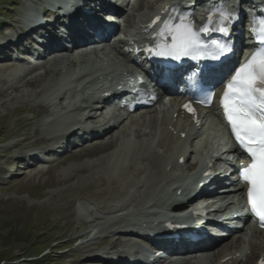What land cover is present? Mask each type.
Segmentation results:
<instances>
[{
    "label": "rangeland",
    "instance_id": "rangeland-1",
    "mask_svg": "<svg viewBox=\"0 0 264 264\" xmlns=\"http://www.w3.org/2000/svg\"><path fill=\"white\" fill-rule=\"evenodd\" d=\"M26 1L0 0V43L4 36L16 31L13 26L20 18L21 7L23 10L28 6L29 0ZM160 1L151 0L149 8L133 14L136 18L145 17ZM109 53V57L100 55L98 60L104 65L118 66L121 60L117 54ZM53 61V69L47 65L35 69L20 63L13 71V63H0V264H98L95 255L88 252L106 241H103L104 234L94 228L105 220L114 219L117 215L113 212L121 209L120 204L127 203L122 208L130 205L129 198L113 202L111 197L121 190L119 175L120 180L135 160L132 157L133 162L115 172L112 167L130 142L135 143L139 138L134 131L141 130L144 134L145 128L138 123V127L130 131L134 139L132 134L125 137L121 134L123 131H118L114 137L86 143L71 153L52 157L50 162L21 168L26 166L19 160L25 155L22 149L30 148L42 138L52 143L56 137L51 133L57 122L77 115L72 101L81 96L76 92L80 74L74 71L86 61L78 65ZM8 65L11 69H1ZM29 82H33L32 86ZM82 96L91 98L92 94ZM49 104L54 108L52 111ZM146 138H139L138 142ZM110 144L111 150L100 151ZM8 172L16 177L6 179ZM171 176L174 178L168 173L169 180ZM92 220L100 222L92 223ZM120 235L104 239L108 240L104 249L109 250L114 244L119 248L121 240L126 238ZM250 242L261 244V239L252 238Z\"/></svg>",
    "mask_w": 264,
    "mask_h": 264
},
{
    "label": "snow or ice",
    "instance_id": "snow-or-ice-1",
    "mask_svg": "<svg viewBox=\"0 0 264 264\" xmlns=\"http://www.w3.org/2000/svg\"><path fill=\"white\" fill-rule=\"evenodd\" d=\"M224 15L221 13L222 17ZM159 20L157 17L153 23ZM261 24L264 42V21ZM161 38H164L163 47H159L155 55L165 59L195 58L200 53L210 51L211 58L215 60L231 51L229 46L218 41L213 42L214 47H206L200 41L194 25L183 18L179 25H169L165 21L156 39ZM220 83L224 85L220 100L223 115L235 140L250 159L248 166L240 170L241 179L248 185V205L264 226V48L233 69ZM213 96L214 91H209L205 99L199 102L210 105ZM184 107L195 115L190 105Z\"/></svg>",
    "mask_w": 264,
    "mask_h": 264
},
{
    "label": "bare ground",
    "instance_id": "bare-ground-1",
    "mask_svg": "<svg viewBox=\"0 0 264 264\" xmlns=\"http://www.w3.org/2000/svg\"><path fill=\"white\" fill-rule=\"evenodd\" d=\"M117 11L119 14L124 12V11H121L119 9H117ZM125 22L131 26L132 21H131L130 15L126 16ZM131 27H133V26H131ZM87 54H89L88 51H79V48H77L76 52L74 51L72 53L65 52L62 54H57V56H55V58H53V59L55 61H61L62 60V62L67 61L68 63L78 65V64H82L86 61V57H87L86 55ZM1 69H11V66H9V65L4 66ZM52 69H47V71L49 72ZM32 83L33 82H29L28 84L32 86ZM34 83H37V81ZM144 113H147L151 117L149 120V124L148 123L146 124L145 122H143V124H140V121L138 120L137 114L131 116L132 121L138 120V122H136V121L135 122H136V124L138 123V125L140 124L142 126V128L144 126L148 125L149 128L151 129V134H153V132H156L160 128V134L162 135L161 136L162 139L160 140V142L165 141V149H164L162 154L159 153L158 151L154 150V149L144 150V151L140 152V150L142 149V147L145 143V140L138 142L139 138L144 139L147 137L146 139H149V138H151V136L146 131L144 132L143 135L141 134V130L136 129L134 131V133L135 134L137 133L139 136V138H137L138 143L134 146L133 152H132V157L134 158L133 160H135V161H134L133 165H131L127 168V170L124 172V177L122 176V178H120V180H119V177H120V175H119L118 182L120 184L119 186H121V190H120L119 194H116L115 196L111 197L113 199V202L114 201H116V202L122 201L125 198L126 199L129 198V200L128 199L127 200L130 201L129 202L130 204L135 203V204L139 205L141 203V201H143V200H141V198L138 199V192L142 188H143L144 192L146 193L145 199H144V201H145L152 193V191H150V190H154L155 187L161 188L162 185H164L165 183L168 184L169 182L174 181L175 178L177 177V175L173 174L175 178H173L171 176V178L169 180L168 173L166 172V166L168 165V159L174 155L173 152H174V150H176L175 143H176V139L179 137V135H177V133H174V132L172 133L171 131L168 130V128H165V127L169 126L168 125L169 121H168L167 116H163L162 118H160L158 116V117H155L153 119L152 115L153 114L156 115V111L150 110V111H145ZM99 117H100V115L93 114V115H91L90 120L97 121ZM123 123L124 122H121V123L116 122V124L112 128V130L110 132H106L104 134V136L101 138H105L109 134L113 136L114 134L119 133L118 131H123L121 133L122 136L128 137V135H130V131L127 130V128H125V127L122 128ZM122 129H124V130H122ZM165 135H166V137H165ZM96 139L99 140L100 138L95 137L94 140L96 141ZM94 140H93V142H95ZM111 146L112 145L110 144L108 147H101L100 151L111 150L113 148ZM151 146H152V142L150 143V146L148 148H150ZM175 157L178 158L179 155H175ZM176 166L177 165H175L173 167H176ZM145 174H149V175L145 176ZM169 175H170V173H169ZM142 179L144 181H147L146 184H144L142 182ZM151 185H153V188L151 187ZM145 186H149L148 191H146ZM134 193L135 194L137 193V195H135ZM118 204H120V203H118ZM125 204H127V203H125ZM125 204L124 205L120 204L121 209H122V207L125 206ZM142 204H145V203H142ZM260 234H262V233H260ZM120 236L130 237V236H127L125 234H123V235L121 234ZM243 243H244V239L241 235H238L237 237L234 236L230 241L221 240L217 246H215L209 250H206V251L201 250L198 252H191L187 255L181 256V258H180L181 263L182 264H211V263L215 264V262H218L223 257L236 253L238 250H240L242 248ZM259 243L258 242L257 243H255V242L250 243V247L252 249V252H251V255L249 256V258L247 259L246 264H248L250 261H253L254 259L258 258L261 254H264V246H262V243L261 244H259ZM114 245H115V247L116 246L118 247V245H116V244H114ZM208 262H210V263H208ZM100 263H102V261H98V264H100ZM241 264H244V263H241Z\"/></svg>",
    "mask_w": 264,
    "mask_h": 264
}]
</instances>
